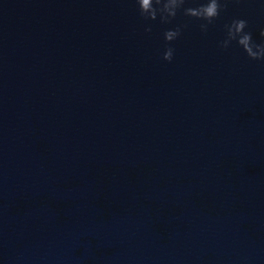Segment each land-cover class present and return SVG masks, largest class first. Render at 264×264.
I'll return each mask as SVG.
<instances>
[{"label":"water","instance_id":"95a60500","mask_svg":"<svg viewBox=\"0 0 264 264\" xmlns=\"http://www.w3.org/2000/svg\"><path fill=\"white\" fill-rule=\"evenodd\" d=\"M194 6V5H193ZM264 0L202 34L134 0H0V264H264Z\"/></svg>","mask_w":264,"mask_h":264},{"label":"clouds","instance_id":"9594fccd","mask_svg":"<svg viewBox=\"0 0 264 264\" xmlns=\"http://www.w3.org/2000/svg\"><path fill=\"white\" fill-rule=\"evenodd\" d=\"M238 0H134L136 11L145 23V33L152 32V22L162 26L172 25L178 14L187 18L184 23L166 27L163 35L162 60L171 63L174 58V41L179 39L189 23L196 21L202 34H207L209 27L227 10L230 3ZM194 5V6H193ZM248 21L234 18L224 25V36L218 41L220 50H228L233 44L242 49L250 61H264V28L260 30L258 43L252 31L248 30Z\"/></svg>","mask_w":264,"mask_h":264}]
</instances>
